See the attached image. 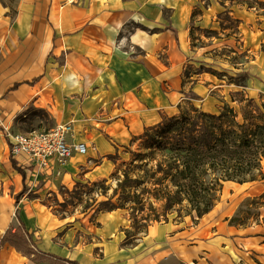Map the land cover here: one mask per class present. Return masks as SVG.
Here are the masks:
<instances>
[{
	"label": "rangeland",
	"instance_id": "obj_1",
	"mask_svg": "<svg viewBox=\"0 0 264 264\" xmlns=\"http://www.w3.org/2000/svg\"><path fill=\"white\" fill-rule=\"evenodd\" d=\"M122 1L139 8L134 10L131 22L122 28L118 26V34L125 33L123 30L127 28L132 34L143 37H165V51L160 54L170 70L164 81L165 107L159 119L177 117L192 107L217 113L228 105L240 113L249 100L257 105L264 104V72L257 66L260 51L255 54L243 50L238 19L244 10H255L257 17H264V0ZM66 2L36 0L32 16L43 27L38 26L34 33L25 35L22 20L29 18V12L21 10L24 0H0V26L3 29L0 37L2 34L3 37H60L61 6ZM75 3L76 0L71 2ZM212 4H216L218 13L211 14V21L205 19L202 22ZM140 7L145 12H141ZM44 27L46 31H43ZM180 28L186 29L188 37H176ZM184 43L191 49L185 57L179 52ZM153 45L156 42L149 43L150 48ZM131 51L139 52L134 48ZM62 60L60 57L50 59L48 64L61 67ZM191 92L195 95L193 98H189ZM49 93L48 97L57 98L60 105H67L70 100L78 102L65 93L61 95L57 88ZM63 105L54 104V108L63 113ZM43 107L42 102L38 107H28L16 117L13 126L0 127V209L3 211L0 226L10 220L9 225L16 228L19 219L35 244L31 247L35 255L30 258L37 259L32 262L15 247L4 243L1 248L10 249L20 258L11 264H50L47 260L39 261L36 250L80 264H136L152 248L160 246L162 228L167 227L166 232L172 231L198 220L194 213L186 210L185 202L179 212L173 210L166 215L149 194H141L144 188L150 187L148 184L134 183L130 187L131 181L144 176L148 141L144 135L152 133V125L139 131L138 137L111 139L117 147L112 155L117 165L105 177L85 176L81 167L88 161L84 159L76 162V170L72 171L65 165L56 164L49 174L43 171L31 176L27 172L22 187L16 163L14 168L10 163L13 159L8 153L11 147L9 134L40 133L52 128L55 121ZM133 193L138 195L139 205L135 203ZM263 194L264 179L243 184L226 182L209 215L213 219L233 214L255 232L263 233V228L256 226L264 218ZM141 206L143 210H136ZM157 216L159 219L155 221ZM16 244L22 250L26 249L17 241Z\"/></svg>",
	"mask_w": 264,
	"mask_h": 264
},
{
	"label": "crops",
	"instance_id": "obj_2",
	"mask_svg": "<svg viewBox=\"0 0 264 264\" xmlns=\"http://www.w3.org/2000/svg\"><path fill=\"white\" fill-rule=\"evenodd\" d=\"M35 1L24 0L21 9L29 12V18L22 20L25 35L43 27L32 16ZM72 1L62 3L60 37H0V127L10 128L21 112L42 102L54 125L72 122L76 140L88 146L86 155H74L67 161V170H76V162L87 159L88 163L81 167L84 175L101 178L117 165L112 158L117 148L112 138L138 137L139 131L164 119L158 117L163 115V86L170 70L161 56L165 37H143L127 28L118 34V26L122 28L133 20L137 5L122 0H76L71 4ZM215 5L208 8L202 22L211 21V14L218 13ZM140 10L145 12L143 7ZM245 11L238 18L243 50L255 54L260 51L257 66L264 72V17H257L255 10ZM176 37H188L186 29L180 28ZM151 42H156L152 48ZM180 51L185 57L191 49L184 43ZM59 57L63 59L61 67L48 64ZM54 88L78 102L61 104L65 108L59 113L54 108V104L61 106L57 98L48 97ZM191 94L189 98L195 96ZM12 159L10 163L13 168L16 163L22 187L27 172L31 176L43 171L49 174L57 164L48 161L39 166L23 156ZM211 212L189 226L167 232V227L162 228L160 246L156 245L136 264H264L262 223L256 226L262 227L263 233H257L251 226L231 225L233 214L212 219ZM1 218L0 209V223ZM9 224L10 220H6L0 226V238ZM19 259L10 249L0 247V264Z\"/></svg>",
	"mask_w": 264,
	"mask_h": 264
},
{
	"label": "trees",
	"instance_id": "obj_3",
	"mask_svg": "<svg viewBox=\"0 0 264 264\" xmlns=\"http://www.w3.org/2000/svg\"><path fill=\"white\" fill-rule=\"evenodd\" d=\"M151 131L144 135L148 137L144 176L131 181L130 187L134 183L148 184L150 187L144 188L141 194H149L166 215L173 210L179 212L185 202L186 210L199 219L214 208L224 183L243 184L264 179V104L257 105L249 100L240 113L228 105L217 113L192 107L177 117L162 121ZM132 197H136L135 203L139 205L138 195L133 193ZM261 200L264 205V194ZM136 210H143V206ZM158 219L159 216L154 220ZM18 223L16 228L8 226L0 246L9 243L23 256L34 257L31 250L34 241L19 219ZM229 223L248 226L236 215ZM261 223L264 227V218ZM16 241L26 249L19 248ZM35 252L39 261L77 264L47 252Z\"/></svg>",
	"mask_w": 264,
	"mask_h": 264
},
{
	"label": "built area",
	"instance_id": "obj_4",
	"mask_svg": "<svg viewBox=\"0 0 264 264\" xmlns=\"http://www.w3.org/2000/svg\"><path fill=\"white\" fill-rule=\"evenodd\" d=\"M11 157L23 156L28 162L39 166L54 161L63 166L74 155L84 156L88 146L76 140L72 122L55 124L46 132H31L27 134H9Z\"/></svg>",
	"mask_w": 264,
	"mask_h": 264
}]
</instances>
